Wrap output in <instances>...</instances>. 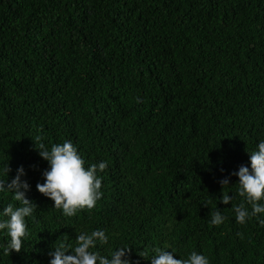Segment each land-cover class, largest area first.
I'll return each instance as SVG.
<instances>
[{
  "label": "trees",
  "instance_id": "1",
  "mask_svg": "<svg viewBox=\"0 0 264 264\" xmlns=\"http://www.w3.org/2000/svg\"><path fill=\"white\" fill-rule=\"evenodd\" d=\"M37 136L72 142L85 167L107 162L93 210L65 217L39 193ZM261 140L264 0H0V179L22 166L37 205L23 249L0 247V264H50L57 244L95 230L109 243L93 251L130 246L129 264H151L155 248L264 264V214L236 222L232 175L251 171ZM12 197L0 193V212L20 206Z\"/></svg>",
  "mask_w": 264,
  "mask_h": 264
},
{
  "label": "clouds",
  "instance_id": "2",
  "mask_svg": "<svg viewBox=\"0 0 264 264\" xmlns=\"http://www.w3.org/2000/svg\"><path fill=\"white\" fill-rule=\"evenodd\" d=\"M36 150L39 155L49 163V170L43 172L45 182L36 185L37 190L43 196L54 201V208L62 210L65 217H73L82 211H91L96 207L97 202L102 198V178L98 175L104 172L108 164L100 162L85 167V161L79 155L77 148L70 141L61 144H53L49 149L42 142V137L37 136ZM251 171L246 166H241L238 172L232 173L239 177L238 195L242 198L239 205H234L233 210L238 224H246L248 220L264 214V140L257 145V150L249 153ZM11 169L6 167V173ZM25 175L24 168L17 169V175L10 183L0 179V193L9 191L13 194V200L19 202L20 206L8 204L0 212L6 219L0 220V231H3L9 238L6 246L3 247V254L9 256L13 251L19 253L23 249L24 241L29 232L26 218L33 217L37 205L26 198V192L30 185L21 177ZM222 189L229 185V179L220 181ZM222 203L227 205L231 202L232 196L222 192ZM205 206H208L205 204ZM251 211H249V207ZM210 224L220 226L226 219L219 210L211 211ZM264 227V219L259 220ZM75 246L60 242L50 253L53 257L50 264H129L125 259L131 253L130 246L120 247L111 252V258L101 255L99 251H93L97 245H107L109 237L103 230H95L91 233L84 231L76 235ZM71 252V254H66ZM155 255L151 258V264H210L209 259L202 254L193 251L186 258L176 259L166 250L154 249ZM172 252H175L173 249ZM146 256V253H140Z\"/></svg>",
  "mask_w": 264,
  "mask_h": 264
}]
</instances>
